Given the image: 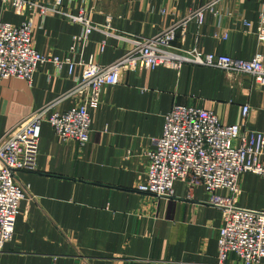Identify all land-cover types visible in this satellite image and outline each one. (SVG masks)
<instances>
[{"label": "crops", "instance_id": "crops-1", "mask_svg": "<svg viewBox=\"0 0 264 264\" xmlns=\"http://www.w3.org/2000/svg\"><path fill=\"white\" fill-rule=\"evenodd\" d=\"M32 1L50 5L54 0ZM60 1L63 11L82 10L113 35L93 30L84 46L77 44L70 52L81 24L56 12L41 18L37 6L19 14L1 0L0 23L18 26L29 16L40 53L107 65L130 48L117 35H156L210 0ZM261 2L218 0L201 25L192 21L178 31L175 44H196L204 52L243 59L264 54V43L255 34ZM243 20L251 21L250 28ZM78 75V68L69 75L66 64L57 69L45 62L30 81L0 80V138L65 94ZM74 103V98L65 99L55 109L64 111ZM174 103L203 107L223 123L264 131V87H254L249 75L187 63L177 70L158 66L124 73L117 84L103 87L99 103L88 106L91 130L84 147L58 141L50 125L41 123L34 167L15 175L25 194L0 264H213L221 211L207 204L203 187L176 180L169 198L135 189L145 181L144 153L161 135L164 114ZM245 104L250 107L246 118L241 113ZM240 189L238 206L264 210L260 175L243 173ZM229 264H238L234 256Z\"/></svg>", "mask_w": 264, "mask_h": 264}, {"label": "built area", "instance_id": "built-area-1", "mask_svg": "<svg viewBox=\"0 0 264 264\" xmlns=\"http://www.w3.org/2000/svg\"><path fill=\"white\" fill-rule=\"evenodd\" d=\"M217 1L210 0L156 35H117L128 42L130 48L107 65L96 63L92 58L74 61L65 57L61 60L40 53L35 47L33 22L29 17L18 26L0 23V80L16 77L30 81L37 66L45 62L53 63L57 69L66 64L69 75L79 69L71 89L34 110L0 138V251L13 238L18 204L25 194L23 187L15 181V175L22 169L34 167L42 122L50 125L58 141L70 140L84 147L91 130L88 106L100 102L103 87L117 84L128 71L158 66L176 70L185 63L214 67L249 75L254 87H264L263 53L243 59L204 52L196 44L187 48L175 44L177 32L186 30L192 21L201 25L206 13L214 12ZM261 1L255 34L258 41L264 43V0ZM1 2L19 14L37 6L41 18L56 12L71 23L81 24V32L72 37L70 52L77 44L84 46L93 30L102 32L105 37L113 35L103 26L91 22L82 10L77 14L63 11L60 0H54L50 5L32 0ZM242 25L248 29L251 21L243 20ZM226 37L224 34L223 38ZM70 98H74L75 103L67 110L55 109L60 101ZM249 110L247 104L242 106L244 118ZM152 143L153 147L144 153L147 159L145 181L135 189L157 198H169L176 180L190 187H203L207 204L221 211L222 224L213 264H229L233 256L238 264H260L264 259V210L240 207L237 199L243 173L260 175L264 180V131L223 123L216 113L203 107L174 103L164 114L161 135L152 139Z\"/></svg>", "mask_w": 264, "mask_h": 264}, {"label": "rangeland", "instance_id": "rangeland-1", "mask_svg": "<svg viewBox=\"0 0 264 264\" xmlns=\"http://www.w3.org/2000/svg\"><path fill=\"white\" fill-rule=\"evenodd\" d=\"M52 3H53V2H52ZM6 6H7V5H6ZM31 9H32V8H31ZM29 10H30V9H29ZM29 10H28V11H29ZM28 11H26V12H28ZM83 12H84V11H83ZM84 13H85V12H84ZM28 17H29V16H28ZM29 18H31V17H29ZM178 22H179V21H178ZM171 27H172V26H171ZM171 27H169V28H171ZM165 30H166V29H165ZM180 30H181V29H180ZM180 30H179V31H180ZM181 31H182V30H181ZM177 34H178V32H177ZM137 35H138V34H137ZM123 36H126V35H123ZM176 38H177V35H176ZM175 42H176V41H175Z\"/></svg>", "mask_w": 264, "mask_h": 264}]
</instances>
